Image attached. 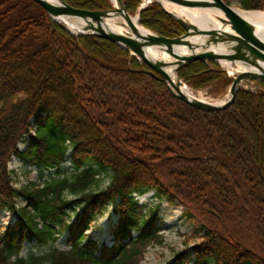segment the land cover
<instances>
[{
	"label": "trees",
	"instance_id": "16d2710c",
	"mask_svg": "<svg viewBox=\"0 0 264 264\" xmlns=\"http://www.w3.org/2000/svg\"><path fill=\"white\" fill-rule=\"evenodd\" d=\"M65 1L113 9L110 0ZM144 1L123 0L130 14ZM239 2L264 10V0ZM140 23L163 37L185 33L156 1ZM150 72L125 47L66 30L33 0H0V218L12 216L0 226V264H140L164 241L161 201L201 223L174 264H264V82L240 88L229 109L208 112ZM178 76L215 97L232 83L207 60ZM13 159L59 177L19 186ZM66 161L72 176H62ZM104 174L110 182L94 189ZM149 192L159 204L140 202ZM109 210L116 220L107 241L93 227ZM63 235L68 249L59 250ZM34 244L51 250L23 257Z\"/></svg>",
	"mask_w": 264,
	"mask_h": 264
},
{
	"label": "water",
	"instance_id": "95a60500",
	"mask_svg": "<svg viewBox=\"0 0 264 264\" xmlns=\"http://www.w3.org/2000/svg\"><path fill=\"white\" fill-rule=\"evenodd\" d=\"M40 4L47 13L66 30L78 35H93L110 40L128 49L138 59L147 64L151 74L161 75L175 96L191 106L208 112H221L229 109L236 101L237 92L244 81L264 82V37L257 27L241 16L225 0H154L164 10L176 18L185 33L176 38L160 36L150 31L149 35H139L131 21L123 0H115L114 9L88 11L70 6L65 0H33ZM178 6L199 9H214L222 13L217 15L220 27H201L184 17H179L167 10L164 2ZM124 18L129 31L116 33L107 28V20ZM74 27V30L69 26ZM153 47L174 58L173 63H166L151 58L147 49ZM222 48V50H219ZM185 49L188 55L181 52ZM197 60L214 61L231 66H242L246 70L237 73L231 84L227 99L222 104H214L186 95L180 86L183 81L178 77L182 67ZM174 66L179 85L172 83L168 68Z\"/></svg>",
	"mask_w": 264,
	"mask_h": 264
},
{
	"label": "rangeland",
	"instance_id": "374dc122",
	"mask_svg": "<svg viewBox=\"0 0 264 264\" xmlns=\"http://www.w3.org/2000/svg\"><path fill=\"white\" fill-rule=\"evenodd\" d=\"M113 7H115V3L113 0ZM240 0H226L233 8L242 9L240 6ZM145 5L149 3V1L145 0L143 2ZM141 7V5H140ZM140 7L138 11L132 16H140ZM244 10V9H242ZM264 11V10H259ZM123 18H119L118 20L121 22ZM189 20L188 18H186ZM141 24V23H140ZM223 70L227 71V74L231 79H234L237 73L233 75L229 74L228 69L221 65ZM188 86V85H187ZM243 87H247L246 82L242 84ZM188 88L197 96V98L201 100H205L210 103L218 104L221 101H225L228 97V92L224 96L215 97L207 90L203 91H195L188 86ZM25 145H21V148H24ZM11 169H14L17 174V182L18 185H28L31 182H38L40 184H44L50 178H58V175L55 174V170H50L47 172H41L36 168H27L24 167L19 161L13 159L10 165ZM63 171L65 172L62 176H72L74 174L73 167L70 161H66L62 166ZM109 174H104L99 182L97 188H103L108 185L110 182ZM141 203L145 204H159V199L155 196L154 192L146 193L142 196L138 197ZM21 205H25V203H21ZM161 215L163 217V224L161 228V234L163 235L164 241L160 244H152L150 245L140 262V264H174L175 255L187 248L188 246L194 243V238L192 237L193 232L200 227V222L197 218L189 216L186 214L185 207L180 204H173L167 201H161ZM12 220V216L8 212H3L2 217L0 218V226H6ZM116 220V217L112 214V211L109 210L98 222L94 225L93 230L98 238L101 240L109 241V230L112 223ZM66 235L60 237L54 247L59 250L68 249L65 243ZM51 250V245L38 246V245H27L26 248L22 252L23 257H29L31 255L35 256H43L46 255ZM177 262V261H175Z\"/></svg>",
	"mask_w": 264,
	"mask_h": 264
},
{
	"label": "bare ground",
	"instance_id": "6f19581e",
	"mask_svg": "<svg viewBox=\"0 0 264 264\" xmlns=\"http://www.w3.org/2000/svg\"><path fill=\"white\" fill-rule=\"evenodd\" d=\"M52 1V0H50ZM114 3L116 4L115 0H113ZM164 6L167 10L173 12L174 14H176L179 17H184V18H188L190 21H192L193 23L201 26V27H220L221 24L220 22L217 20V15L221 16L222 13L218 10H214V9H199V8H187L184 6H178L175 4H172L170 2L165 1L164 2ZM235 10L241 15L243 16L245 19L249 20L250 22H252L257 29L259 30V33L261 34V36L264 37V11H246V10H242V9H238L235 8ZM119 18H116L114 20H107V28L112 30L113 32L116 33H125L127 31H129L128 28V24L127 21L123 18L122 21L120 22L118 20ZM131 21L134 24V26L136 27L137 33L139 35H149L150 31L147 30V28L143 27L140 24L139 18L137 16H132L131 17ZM69 26L74 30V27H72L70 24ZM219 50H222V48H220ZM183 53V55H188V52H186L185 49H182L181 51ZM147 53L148 55L155 59V60H161L163 62L166 63H173L174 62V58L172 56H170L169 54L165 53V52H161L158 49H155L153 47H149L147 49ZM223 67H226V69H228L229 74L233 75L234 73H240L246 70L245 67L242 66H231L228 63L223 62ZM168 71L171 75V79H172V83L175 85H179L177 82V76H176V72L174 70V66H171L170 68H168ZM180 89L188 96L190 97H197L188 87L181 85ZM205 101V100H204ZM224 101H221V103L218 104H222Z\"/></svg>",
	"mask_w": 264,
	"mask_h": 264
}]
</instances>
